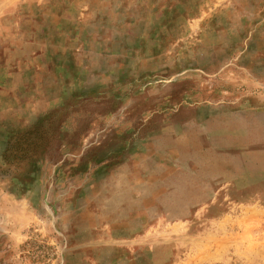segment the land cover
Listing matches in <instances>:
<instances>
[{
	"label": "rangeland",
	"instance_id": "374dc122",
	"mask_svg": "<svg viewBox=\"0 0 264 264\" xmlns=\"http://www.w3.org/2000/svg\"><path fill=\"white\" fill-rule=\"evenodd\" d=\"M0 264H264V0H0Z\"/></svg>",
	"mask_w": 264,
	"mask_h": 264
}]
</instances>
